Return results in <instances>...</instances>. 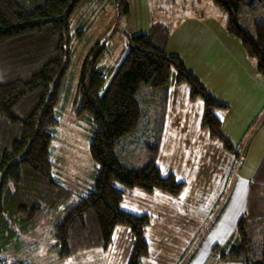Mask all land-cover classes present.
I'll return each instance as SVG.
<instances>
[{
	"label": "trees",
	"instance_id": "obj_1",
	"mask_svg": "<svg viewBox=\"0 0 264 264\" xmlns=\"http://www.w3.org/2000/svg\"><path fill=\"white\" fill-rule=\"evenodd\" d=\"M213 1L227 13V30L256 60L257 73L264 78V20L254 22L252 30L239 23L242 8H264V0ZM80 2L0 0V264H32L21 258L9 262L2 252L12 243H23L62 204L66 211L49 228L56 256L106 249L120 225L133 235L128 264H140L149 253L144 230L150 216L123 209V197L135 188L176 195L185 185L174 172L164 174L157 163L171 83H186L189 98L202 99L201 127L239 156L215 113L229 104L212 95L178 55L140 32L130 37L129 49L107 85L103 74L84 67L75 113L94 126L89 151L97 171L93 189L70 203L73 192L55 177L52 141L70 56L69 17ZM143 84L153 88L145 105L138 97ZM136 133L144 140L149 161L130 168L120 162L118 148ZM234 242L230 249L214 248H221L224 264H264V155L250 180L248 208L237 222Z\"/></svg>",
	"mask_w": 264,
	"mask_h": 264
},
{
	"label": "rangeland",
	"instance_id": "obj_2",
	"mask_svg": "<svg viewBox=\"0 0 264 264\" xmlns=\"http://www.w3.org/2000/svg\"><path fill=\"white\" fill-rule=\"evenodd\" d=\"M263 16L259 8H242L239 23L249 30ZM226 22L227 13L213 0H81L69 17L70 56L55 107L59 124L52 160L55 177L73 192L70 203L93 189L97 171L89 151L94 126L75 113L84 67L103 74L107 85L129 49L130 37L140 32H148L157 46L178 55L212 95L229 104L224 132L239 154L247 152L235 164L239 156L201 129L200 97L185 110L176 109L167 98L169 114L186 112L191 118L187 129H181V121L166 133L158 165L164 174L174 172L185 185L176 195L135 188L123 197V209L150 216L144 230L149 253L140 264H224L221 248L235 244L237 222L248 208L256 150L264 143V80L255 88L256 66L241 41L227 30ZM173 86L174 90L179 86L181 100L188 98L186 83ZM152 92L151 85L141 86L138 97L143 105ZM141 138L136 133L122 141L118 157L123 165L139 168L149 161ZM65 211L66 204L54 207L37 232L23 243L10 244L2 255L9 262L21 258L32 264H128L133 235L129 227L120 225L106 249L56 257L55 248L50 250L55 239L49 228ZM216 246L221 248L217 251Z\"/></svg>",
	"mask_w": 264,
	"mask_h": 264
},
{
	"label": "crops",
	"instance_id": "obj_3",
	"mask_svg": "<svg viewBox=\"0 0 264 264\" xmlns=\"http://www.w3.org/2000/svg\"><path fill=\"white\" fill-rule=\"evenodd\" d=\"M208 1H211V0H208ZM210 3V2H209ZM194 4V7H195V2L193 3ZM210 5V4H209ZM259 10H261V12L262 13H264V8H259ZM264 17V16H263ZM264 19V18H263ZM260 20H262V19H260ZM252 29H253V25H252ZM252 29H249V30H252ZM247 53V52H246ZM247 56L248 57H250L249 58V61H250V63H252L253 65H254V67L256 66V60L254 59V58H252L248 53H247ZM255 78H256V82H255V88L256 87H258L259 86V84L258 83H261L260 81H262V80H264V78L263 77H261L258 73H256V75H255ZM183 84V83H182ZM182 84H179V85H182ZM179 88V86H177L176 88H175V90H174V86H173V88L171 89V87H169V89H168V98L169 99H171L172 100V102H173V104H174V106L176 107V109H179V110H185V108L188 106V105H191V101H196V98H194V99H191V98H189V95H188V98L187 99H185V100H181L178 96H177V89ZM184 90H185V92H186V88H184ZM170 94H172V95H170ZM189 94V93H188ZM168 99V100H169ZM168 101H167V108H166V115H165V120H164V127H163V136H162V142H161V147H160V153H159V155H161L162 154V145H163V140H164V143H165V138H164V136L166 135V133L167 132H170V131H173V129L176 127V124H177V122H181L182 121V123H181V129H187V127H188V124H187V122L190 120V118H191V116L190 115H187L186 114V112H178L177 111V114H173V115H171V114H169V112H168ZM197 105H201V108H200V117H199V126L201 127V121H202V114H203V102H201V104H199V103H197ZM230 108V107H229ZM229 108L228 109H217V110H215V113L217 114V116L221 119V121H222V123H223V129H224V122L226 121V118H227V111H229ZM201 112H202V114H201ZM203 127H201V129H202ZM208 136L210 137V139L212 140L213 139V137H211L210 135H209V133H208ZM219 142V141H218ZM220 143V142H219ZM219 145V144H218ZM221 145V144H220ZM219 145V146H220ZM243 155L244 154H247V152H244L243 153V151L241 152ZM240 153V154H241ZM260 153H262L263 155H264V143H263V148H261V149H257L256 150V155H257V159H255V162H257L256 163V166L258 167V164L260 163V161H261V159H262V157H263V155H261V157L260 158H258V155L260 154ZM239 154V159L238 160H236L235 161V164L237 163V162H239L241 159H242V157H241V155ZM159 155H158V159H157V163H158V161H159ZM256 167V168H257ZM58 168V167H57ZM253 168H255V167H253ZM255 168V169H256ZM255 169H253L254 170V172H255ZM137 189V188H136ZM121 207H122V202H121ZM38 227V226H37ZM37 227L34 229V233L35 232H37L38 230H37ZM117 227H119V226H116L115 228H114V231L116 230V228ZM129 229V228H128ZM130 230V229H129ZM114 231H113V234H112V237H114ZM130 232H131V230H130ZM127 233V232H126ZM128 234L130 235V233L128 232ZM132 235V234H131ZM112 243V242H111ZM52 246V245H51ZM130 248H131V250H132V239H131V246H130ZM50 250H52V249H50ZM55 256H56V254H55ZM56 257H58V256H56ZM59 258V257H58Z\"/></svg>",
	"mask_w": 264,
	"mask_h": 264
}]
</instances>
